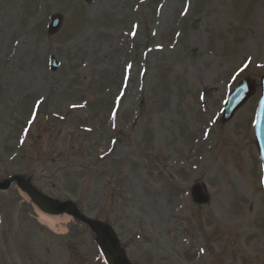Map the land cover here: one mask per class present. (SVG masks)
<instances>
[{
	"label": "rangeland",
	"instance_id": "1",
	"mask_svg": "<svg viewBox=\"0 0 264 264\" xmlns=\"http://www.w3.org/2000/svg\"><path fill=\"white\" fill-rule=\"evenodd\" d=\"M262 76L264 0H0V106L18 164L46 195L111 223L141 264H264L259 89L220 123L235 85ZM79 232L82 264L95 263ZM66 245L49 237L51 264Z\"/></svg>",
	"mask_w": 264,
	"mask_h": 264
},
{
	"label": "flooded vegetation",
	"instance_id": "2",
	"mask_svg": "<svg viewBox=\"0 0 264 264\" xmlns=\"http://www.w3.org/2000/svg\"><path fill=\"white\" fill-rule=\"evenodd\" d=\"M0 102L4 98V88L0 87ZM4 107L0 106V185L11 182L9 187H0V264H51L49 261V237L59 239L67 237V245L63 249L69 255L62 264H82L80 249V223H69L66 233H57L49 229L35 218V209L22 194L18 183L14 181L21 176L31 182L28 177L30 165L20 166L17 155V125L8 117ZM7 117L9 121L7 122ZM13 117H16L13 115ZM32 184V182H31ZM44 194V193H43ZM37 215V214H36ZM89 231V228L85 227ZM62 241V240H58ZM63 247V246H62ZM121 248L127 252L123 245ZM132 261V260H131ZM105 264L101 257L92 264ZM138 264V261H132Z\"/></svg>",
	"mask_w": 264,
	"mask_h": 264
},
{
	"label": "water",
	"instance_id": "3",
	"mask_svg": "<svg viewBox=\"0 0 264 264\" xmlns=\"http://www.w3.org/2000/svg\"><path fill=\"white\" fill-rule=\"evenodd\" d=\"M84 1L87 3L91 2V0ZM61 25L62 18L59 16L54 17L51 20L48 34H56L59 31ZM56 68L57 65L54 61H52L51 69L56 70ZM255 91L256 85L254 83L248 80H243L228 97L227 104L225 105L223 111L222 123L229 122L234 117L236 112L253 96ZM261 91V101L259 103L257 121L255 124V138L257 149L264 167V77L261 80ZM19 185L31 197L33 202L46 213L54 215L67 213L68 215H71L90 226L97 235V244L108 264H129L123 252L119 248L117 237L112 233L108 226L86 219L74 206H72L70 202L60 203L48 199L41 195L29 184L21 183L20 180ZM193 195L198 203H205V201L199 197L198 190L194 189Z\"/></svg>",
	"mask_w": 264,
	"mask_h": 264
},
{
	"label": "bare ground",
	"instance_id": "4",
	"mask_svg": "<svg viewBox=\"0 0 264 264\" xmlns=\"http://www.w3.org/2000/svg\"><path fill=\"white\" fill-rule=\"evenodd\" d=\"M232 178L237 181L235 176H232ZM40 220L46 226H48L49 228L55 230V226L57 224H59L60 222L66 223V222L69 221V218L67 216H64L63 218H58V217H51V216H46V215L40 214Z\"/></svg>",
	"mask_w": 264,
	"mask_h": 264
}]
</instances>
